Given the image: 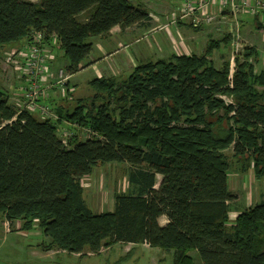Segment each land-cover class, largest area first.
I'll use <instances>...</instances> for the list:
<instances>
[{
	"label": "trees",
	"instance_id": "obj_1",
	"mask_svg": "<svg viewBox=\"0 0 264 264\" xmlns=\"http://www.w3.org/2000/svg\"><path fill=\"white\" fill-rule=\"evenodd\" d=\"M253 16L264 32V11ZM151 26L149 11L131 0H0V50L35 45V34L44 36L42 46L56 38L71 75L88 67L92 39L115 27ZM233 40L211 39L199 56L150 60L123 81L96 77L91 100L71 111L51 105L58 121L17 112L0 90V218L22 232L38 227L45 253L98 256L117 244L147 245L172 252L173 264H198L194 251L201 264H264V203L230 221L237 197L223 151L233 147L234 157H246L241 169L253 164L264 179L257 49L235 57L231 77L230 61L217 68L209 59ZM64 124L75 131L68 145L59 133ZM81 130L91 136L82 140ZM114 163L128 166V190L114 195L112 212L94 213L82 181Z\"/></svg>",
	"mask_w": 264,
	"mask_h": 264
},
{
	"label": "rangeland",
	"instance_id": "obj_2",
	"mask_svg": "<svg viewBox=\"0 0 264 264\" xmlns=\"http://www.w3.org/2000/svg\"><path fill=\"white\" fill-rule=\"evenodd\" d=\"M29 1L36 3L39 0ZM195 1L197 3V7L193 5V7L189 9L186 4L182 2L177 10H173V14L169 17L170 24L166 22H160L162 25L153 23L155 31L159 30L157 27L161 28V30H166L170 26H177V19L180 20L182 18L185 20H191L195 18L194 22L192 20V25L198 26V28H200V25H203L206 27V33L202 35L204 38L195 36L197 47L195 48L193 54H196L197 56L203 54L206 51L211 39L216 38L217 40H220L224 35L226 36L227 34L231 36L232 34L233 37H235V40L231 41V44L228 45V47L222 44L220 49L215 51L214 56L209 58L214 62L215 66L217 68H221L224 63L230 61L229 76L231 77L236 71L235 57L241 54L239 59L242 61V55L245 49L256 48L260 50L259 53H261L260 56L256 57V71L259 73L264 70V49L262 50L258 40L254 43L253 37L250 36L251 34L249 28H253V24L251 22L247 23L246 21L244 23H240V36L238 39V37L236 38L237 30L234 28L236 25L232 23L233 21H230L229 19L223 21L222 17L220 19H214L213 21V16L216 15L213 3H216V7L220 12L225 13L226 7L223 3L225 0ZM189 11L192 12L188 13ZM196 11L200 15L194 14L195 17H191ZM178 16L182 17L180 18ZM154 18L155 16H153V19ZM225 23L227 26L230 25L229 30L226 28L221 29V31L214 30L216 27L224 26ZM207 35L208 38L206 39L205 37ZM211 35L212 37L210 38ZM179 36L182 39H180L178 43L185 40L183 35L179 34ZM131 39H134V37H131ZM150 40L151 39H149V44ZM136 41L137 39L134 43H136ZM237 43L238 45H236ZM149 44L145 46L144 52L142 50V53L148 55L150 52L152 56L156 57L155 59L151 58L152 61L156 62L160 59L169 60L171 56H174L169 54L164 55V53H153L157 50L156 47L159 49L161 48V44L157 39H153L150 47L153 48L155 46V51L154 49L150 50L148 48ZM256 44L257 47L255 46ZM20 46L21 44H13L5 46V49L0 50V90H3L7 94H10L11 91L20 93V85L25 83L23 78L19 77L20 70L14 67L12 59L10 58L11 56L16 61L20 60L17 56L18 51L24 50V48ZM132 46L133 44H131V42L123 41L119 44V46L116 45L113 48L111 51L112 53L107 52L108 54L103 55L105 52H98V54L95 55L94 61L89 59L85 62L86 65H88V68L81 69L74 75L67 72L64 62L62 63V57H60L59 61L62 68L56 70L54 67L49 65L50 72L46 80L50 81V78H57L58 73H60L62 69L67 72L70 79L69 76H66L69 81L67 80V86H65L64 92L61 96H63L64 99L68 98V100L64 103V108L71 111L77 106L80 99H92L94 91L90 87V82H92L96 76H101V78L117 77L120 81H123L138 65L150 61L142 60L138 57L136 59V53ZM237 46L239 51L235 54L234 50L236 51ZM27 48H29L28 45ZM184 49L185 48L183 46L182 48H179V50L176 51V55H191L183 53L182 51ZM140 52L141 50H139V53ZM128 53H130V59H125L127 56H124V58L121 57V55H127ZM59 90L60 89L58 87H53L49 90L50 92H47L51 95V92ZM68 94H70L69 97H67ZM222 100L227 103L230 102V99L226 96ZM19 107L20 106L14 107L17 112L20 110ZM36 115L39 114L36 113ZM66 130H63L61 135H65L67 138L65 136L61 137H63L62 139H64V141L68 144L71 136L73 135L72 131L74 130L73 128H70V133ZM81 132L82 140L91 136V133L88 130H81ZM223 154L230 160V168L228 171L229 187L237 197V199L231 203L233 211L230 214V221L232 225L236 222L240 213L253 209L255 206L264 203V179L258 180L255 177L253 164L250 168L247 167V169H241V165L244 163L246 157H234L233 147L223 151ZM127 171L128 166L126 164L114 163L100 165L90 176L83 179L82 185L84 189V198L87 205L94 213L107 212L111 210V205L114 203V195L128 190ZM20 228H22L20 223L9 224L4 221L3 218H0V264H173L174 261L172 252H167L162 250V248H150L147 245L117 244L109 249L103 250V252L98 256L91 254L85 256L70 255L67 253H56L55 251L43 253L38 246L44 239H46L45 236L41 237L42 231L37 227L33 232L27 233L20 231ZM191 256L195 259V262L201 264V260L197 252H191Z\"/></svg>",
	"mask_w": 264,
	"mask_h": 264
},
{
	"label": "crops",
	"instance_id": "obj_3",
	"mask_svg": "<svg viewBox=\"0 0 264 264\" xmlns=\"http://www.w3.org/2000/svg\"><path fill=\"white\" fill-rule=\"evenodd\" d=\"M131 2L134 5L144 7L146 10L149 11V14L151 15V18H152V26L146 29L142 27H138V28L134 27L131 29H127L126 31H122L119 27H115L114 29H112V31L110 32L108 36L92 39L91 41L94 45V51L90 57V60L94 61L95 55L98 54V52H102V51L105 52L103 55L112 53L111 51L113 50V48L116 45L119 46V44L123 41L131 42V44H133L132 48L135 50L136 59L137 57L139 59L147 60V61L151 60V58L155 59L156 57L152 56L150 52L148 53V55L142 53V50L144 52L145 46L149 44V39H151L149 47H148L150 50H153L155 48V46L153 48H150L153 39H157L158 42L161 44L160 49L158 47H156L157 48L156 51L154 49L155 52L153 53L155 54L164 53V55L165 54L176 55V51L179 50V48H182V46L185 48L182 51L183 53L193 54L195 48L197 47V43H196L197 41H196L195 36L204 38V36L202 35L206 33L205 32L206 27H204L203 25H200L201 30L197 32L196 28L191 27V25L193 24L192 19L191 20L180 19L177 22L178 23L177 26H173V27L170 26L172 28L168 27L166 30L165 29L161 30V28L157 27V29L159 30L155 31V26L153 25V23H158L159 25H162L161 23H165V22L169 23V17L173 14V10L174 11L177 10L178 7L182 4L183 2L182 0H131ZM213 4H214L213 7H215L216 14L217 15L219 14L217 18L220 19L222 17L223 21L229 19L230 21H233L232 23L235 25L238 19H239V23H244L245 21L247 23L251 22L253 24V28H249V31L251 34L250 36L253 37L254 43L258 40L262 50L264 49V32L258 31L255 29L253 15L241 13L238 19H236L235 17L231 15L229 11H226L225 13L220 12L219 9L216 7V3L214 2ZM153 16H155L154 19H153ZM229 26L230 25L227 26L225 23L224 26L216 27L214 30L221 31V29H224V28L229 30L230 29ZM179 34L183 35L185 39V40H182V42L180 43L178 42L182 38L179 36ZM212 35L210 36V38L212 37ZM131 37H134V39H131ZM205 38L207 39L208 35ZM136 39L137 41L136 43H134ZM255 46L257 47V44ZM139 50H141L140 53H139ZM259 51L260 50L257 49L258 56L261 55ZM48 52L54 56V59L51 61V66L54 67L56 70H59L60 68H62L60 65V61H59L60 57H62V63L64 62V66L65 67L67 66V61L64 57V52L60 49V46L58 44H53L52 48H50ZM124 56H127L125 59H130V53H128L127 55L126 54L121 55V57L123 58ZM96 77L101 78V76H96ZM23 80L26 82L25 78H23ZM15 93L16 92L11 91L10 94H7L9 101L12 105H15L16 99H18V96H15ZM63 99L64 97L61 96L60 91L51 92V95L49 93V96H48V100L52 105H56L61 108L65 107L64 105L65 102H63ZM112 205H111V210L107 212L113 211L114 203H112ZM166 223H167L166 218H162L160 220L161 225H164Z\"/></svg>",
	"mask_w": 264,
	"mask_h": 264
},
{
	"label": "built area",
	"instance_id": "obj_4",
	"mask_svg": "<svg viewBox=\"0 0 264 264\" xmlns=\"http://www.w3.org/2000/svg\"><path fill=\"white\" fill-rule=\"evenodd\" d=\"M193 1L194 0H183V3H185L187 8L190 9L193 7V5L197 7V5L194 4L195 1ZM223 3L226 7V11H229L231 15L236 19H238L241 13L255 15L259 11H264V0H225L223 1ZM191 12L192 11H189L188 13ZM196 12H194L193 16L191 17H195L194 14H196ZM179 17L181 18L182 16ZM217 17V14L214 15L213 21L214 19H217ZM192 20L194 22L195 18H193ZM176 21H178V19ZM235 29L237 30L236 38L238 37L239 39V19L236 22ZM33 37L35 40V45H28L29 48H27L26 46L24 50L18 51L17 56L20 58L19 61H16L13 57L10 56L14 67L20 70L19 77H23L27 80L25 83L20 85L19 91L21 92L15 93V96H18V99H16L18 101H16V104L13 105V107L20 106L19 113L26 110L32 114L38 113V116L42 119L58 121L59 117L54 112L51 106L52 104L48 100L50 92L49 90L53 87H58L60 89V93L62 94L64 92L65 86H67V83L69 81L66 76L69 75H67V72L62 69L60 73H58L57 78H50V81L46 80L50 72L49 65L51 66V61L54 59V56L51 55L48 51L50 48H52L53 44L59 45V42L56 41V38H54V41H52L51 44L42 46L40 43L43 41L44 36L42 34H35L33 35ZM236 45H238V43ZM238 51L239 50L237 46L236 54L238 53ZM66 125L67 124H64L62 127H60V135L62 131L65 130ZM61 136L64 137L65 135ZM63 137L60 138L62 139ZM65 137L67 138V136ZM62 142L65 145H68L64 141V139H62Z\"/></svg>",
	"mask_w": 264,
	"mask_h": 264
}]
</instances>
